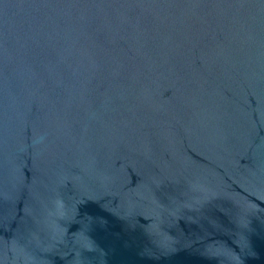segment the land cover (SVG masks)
Returning a JSON list of instances; mask_svg holds the SVG:
<instances>
[{
	"label": "water",
	"instance_id": "1",
	"mask_svg": "<svg viewBox=\"0 0 264 264\" xmlns=\"http://www.w3.org/2000/svg\"><path fill=\"white\" fill-rule=\"evenodd\" d=\"M0 264H264V0H0Z\"/></svg>",
	"mask_w": 264,
	"mask_h": 264
}]
</instances>
